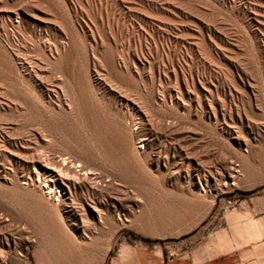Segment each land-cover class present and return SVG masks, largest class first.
<instances>
[{"label":"rangeland","instance_id":"374dc122","mask_svg":"<svg viewBox=\"0 0 264 264\" xmlns=\"http://www.w3.org/2000/svg\"><path fill=\"white\" fill-rule=\"evenodd\" d=\"M214 1L0 0V51L6 54L8 63L13 68L5 71L3 75L0 74V83L5 82L0 84L2 85L0 87L6 89V86L10 85L7 86L13 91L10 95L12 96V93H14L13 96L16 97H12L14 99L18 98L19 101H22V96L26 97V93L30 91L33 97L38 98L40 104L44 106L45 109H43L49 110V106L39 96V90L29 82L26 71L30 68L29 61L31 58L33 59L31 61L36 60V63L43 66L49 44L53 46L59 41L63 42L64 40L65 42L66 36L70 34L68 38L70 37L75 47L71 63L76 67L82 66L86 70L89 77L87 96L90 103L96 104L114 122H123L127 125L133 136L141 133L140 127L135 128L137 124L134 123L135 120H131L132 117L127 115L126 108L122 107L121 109L116 105L113 95L96 78L95 70L99 69L98 67L94 69L97 64L91 53L95 47L92 46L90 35L91 33L98 34L104 40L103 46H97L96 50L99 53L110 50L117 55V53L124 51L125 55L128 50L124 48V45L127 41L129 43L133 42L132 37L135 31H133L130 21L127 18L125 21L121 14L119 15V9L122 7L136 8L135 10L149 17L155 26L154 33L149 32L147 39L145 38L146 40L135 38L136 49L139 45L141 46L147 58L149 57V62H152V66L145 65L134 68L128 63V61L130 62L129 58L125 56L124 61L126 60L129 66H127V69L117 56L116 59L120 66L118 64L119 67H116L114 72L108 69H106L107 73L102 72L105 75L109 73L107 77L120 84V88L123 90L121 91L122 95L143 104L148 112L147 114H149V118L145 122L148 123L147 126L150 125L148 127L153 132V145L145 156L140 157L135 162L134 176L124 177L123 182L110 177L113 186L109 190H105L100 195H81L74 201L68 211H61V225L63 226H57V228L53 221L50 222L48 217L49 221L45 218L52 226L48 225L47 228L52 229L51 232L48 229L47 231L51 236L55 233V237H59L56 241L53 236L54 242H56L54 247L56 248L60 243L59 247H64H61L63 250H72V253H68L69 256L63 254V257L55 263L95 264L101 257L98 264H115L118 258H134L135 254L143 252L151 257L152 264H216L219 261L218 264H264V174L258 175L256 179L246 178L240 158L241 154H247L248 164L255 169H259L262 164L264 165V67H260L259 60L253 57V54L256 56L254 50L260 42L251 36V31L245 26L247 19L238 8L240 0H232L233 6H227V8L221 3V0ZM250 1L253 3L255 0ZM110 2L114 5H111ZM129 2L132 4H129ZM118 3L122 4V7ZM256 3L254 2V5L256 4L255 6L259 11L255 15L251 14L257 19L259 17L264 18V15L260 13L264 14V0H256ZM117 10L119 11L117 12ZM16 11L19 13L18 15ZM193 17L210 26L214 25L212 27L215 30L218 29L217 32L222 33L221 30H224L226 35L222 34L225 35L226 40L238 49L237 63L239 62V66H242L241 68L253 80V93L251 96L249 95V107L245 99L235 101L237 107L242 110V114L239 113L242 120L235 123L231 122L228 116L219 109L216 116L207 114L203 118L206 129L203 130L197 139L198 141H193L188 135V130H186V126L190 122L188 113L183 109L188 103L187 97L185 95L178 96L181 101L179 103L183 108H181L182 106H174L173 99L184 88L180 84L181 78H188L194 72V69L199 70L203 58L197 53H188V56H185L173 42L169 43L159 36L163 29L165 31L163 25L169 23L170 28L166 27V31L171 34L177 32L175 27L184 26L185 28L188 27L187 29H196L193 26L195 25ZM217 65L214 63L211 66L214 68L213 70L221 72L223 67ZM50 82L51 80H46L44 85L49 84L47 87L53 86ZM32 87L33 89H31ZM17 93L22 94L21 97ZM216 95L218 99L220 98L219 100L225 103L227 95L224 96L220 92H217ZM29 101L27 100L22 105L25 107L21 106L18 109L13 107V110L11 107L8 109L9 106L6 105L0 107V151L3 148H8V150L3 149L0 152V264H46L37 255L40 246L36 225H33V221L25 213H21L22 203L19 205V202L22 201L24 204L27 203L26 207L28 208L29 205L31 206V202H29L26 193L16 191L21 190L20 186L13 184V181L18 180L20 174L25 172L26 165L21 162L16 164V162L6 158L8 155H12L14 150V154L18 152L20 144L28 140V135L30 138V133H37L41 130L42 133L45 132V134L50 135L45 137L46 141H39L40 144L36 145L32 141L33 143L29 144V149L27 148L25 152L19 154L22 158H29L31 154L35 155L34 153L37 152L42 154L43 151L56 156L58 154H72L74 157L76 155V159H80L79 161L91 164L90 166L101 170V174L105 177L108 175V172L102 170L95 163L90 153L85 150L84 153L79 145L73 144V142H70L72 144L70 145L66 141V136H68V132L71 133L70 131L80 135L82 139L84 138V131L78 124L66 122L62 127L60 123L56 127L57 129H53L48 120L51 111H47V113L37 107L34 108V105L28 103ZM55 111H57L56 108L53 109V112ZM55 113L66 117L67 111L64 114L58 111ZM168 123L173 124L174 129L167 130ZM71 126L72 128H70ZM55 133L57 136L54 135ZM60 135H62L61 138ZM8 136L10 139L7 138ZM14 137L16 143L20 141L16 147L12 144V141L10 142L11 138L15 139ZM138 139L139 136L134 139L135 142ZM194 144L195 147L192 148ZM2 152L5 153L2 154ZM191 154L198 158L205 171L216 169L225 162L232 173H239L241 177V185H231L232 180L227 175L219 177L218 186L222 188L215 192L214 202L209 211L196 221L195 219L199 216V213L193 211L190 200L180 191L182 184L194 173V170H191L187 165V159ZM204 170L203 173L207 174ZM12 184L16 187H13ZM118 187L127 190L126 192L129 195L133 194L132 196L141 205L154 204V202L161 199L166 200L171 205L172 214L168 216L169 218H165L163 225L150 229H139L131 226L129 221L115 229H111L106 223L102 222L96 225H84L92 217L88 207L96 204L97 213L102 212L108 203L114 201L116 188ZM208 188L212 193L216 190V187H212L211 184L208 185ZM152 198L153 200H151ZM97 200H103V203L98 204ZM123 217L130 218L128 215ZM54 226L55 229H53ZM106 243L108 248L102 256L100 252H102ZM59 247L57 246L56 249L63 251ZM65 255L67 256L66 259L64 258ZM140 257L138 255L136 259L138 264L143 262Z\"/></svg>","mask_w":264,"mask_h":264},{"label":"bare ground","instance_id":"6f19581e","mask_svg":"<svg viewBox=\"0 0 264 264\" xmlns=\"http://www.w3.org/2000/svg\"><path fill=\"white\" fill-rule=\"evenodd\" d=\"M254 2L256 3V0ZM254 2L252 3L250 0H240L238 2V8H240V11L245 17V19H247V24L245 26L248 27L249 28L248 30L251 31L252 33L251 36L256 38V40L260 42V44L258 43L259 45L256 44L257 47L254 50L256 53V56L253 54V57H256L257 60H259V62L261 63L260 67H264V18L259 17L257 19V17L254 16L257 13V11H259L258 8L255 6L257 3L254 5ZM221 3H223V5L226 6V8L227 6L229 7L233 6L232 0H221ZM119 4L120 3H118V5ZM129 4H132V3L129 2ZM111 5H114V4L111 3ZM120 5L122 7V4ZM135 9L136 8H132V7H122L121 9H119L120 11L117 10V12L119 11L118 12L119 15L121 14L122 18L125 19V21L127 19L128 21H130L131 27L134 29L133 31H135L133 33L134 36L132 35L133 42L129 43L127 41L125 45L123 44L125 46L124 48H126L129 52L131 49L130 54L127 51L124 55V51H123L115 55V53H113L110 50H105L103 51V53L101 52L99 53L96 50L97 46L98 47L103 46L104 40L100 38L98 34L94 35V33H91V32H90L91 33L90 36L92 40L91 39L90 40L93 43L92 46L95 47V49H92L91 51L94 57V60L96 61V64H97V65L95 64L96 66L94 67V69L96 67H98L99 69V70H95L96 78L98 79V81L103 83L106 86V88L110 91V94L113 95L116 105L121 107V109L122 107L126 108L125 111L127 115L132 117L131 120H135L134 123L137 124L135 128L138 129V127H140L141 129L140 134L133 136L132 131L128 129L127 125H125L123 122H119V123L114 122L112 119H109L106 116L107 114L105 115L102 112L103 110L101 111L96 104L90 103L89 98L87 96L88 95L87 86H89V77L87 76L86 70L82 66L76 67L74 65L75 66L74 67L73 64L71 63V60H73V53L75 52L74 51L75 47L70 37L68 38L70 34L66 36L65 42L64 40L63 42L56 41L57 43L54 42L55 45L53 44V46L52 44L51 45L49 44V46L47 47L46 53H45V60H43L45 61V64L43 66H41V64L39 65V63H36V60L31 61L32 59L31 58L29 61L30 68L28 71H26L27 72L26 75L28 76L30 80L29 82L32 83L33 87L39 90L38 94L41 98H43L44 103L47 106H49L48 107L50 108L49 110L48 109L44 110L45 109L44 106L40 104V102L38 101V98H35V96L33 97L30 91L26 93L27 94L25 95L26 97L22 96V101H19L18 98H17L18 100L13 98V97H16L15 95L13 96L14 93H12L13 97L10 95L11 92L13 91H11L10 88H7L8 86L7 84H6L7 86L5 85L6 89L0 87V107H2L3 105H6V106H9L8 109H10V107L18 109L25 102H27V100L28 101L30 100L28 103H30L31 105H34L33 106L34 108L37 107L38 109L44 112L51 111V114L49 116L47 115L49 118L48 117L47 118L49 120L50 125L53 127V129H57L56 127H58L60 123L62 124V127L64 126L63 124L66 122L78 124V126H80L82 130L84 131V138L82 139L80 135L74 134L72 133V131H70L71 133L68 132V136H66V139H67L66 141H68L69 143L73 142V144L76 143L83 149V151L85 150L86 152L90 153L91 157H93L92 159L95 160V163H97V165L102 170H105L106 172H108L107 177H105V175L101 174V170L96 169V167L94 168L90 166L91 164H86V163H83L82 161H79L80 159L79 160L76 159V155L74 157V155L72 154L71 155L58 154L56 156V155H50L48 153H44L46 151L41 150L43 151L42 154L41 153L38 154L37 152V153H34L35 155L31 154L30 156L29 154L25 153L29 155L30 157L29 158L27 157L26 159L22 158L19 154L21 152H25L27 148L29 147V144L34 142L37 145V144H40L39 141L41 140L46 141L45 137H48L50 134H45V132L42 133L43 131L41 132V130L40 132H37L38 130L35 131L37 133H34V132L30 133L31 134L30 138L28 135L27 137L28 140L25 139L26 141L20 144V148L18 152L14 154L15 153V150H14L12 155H8V157H6L8 158V160L16 162V164L18 162H21L26 165V167L24 166L26 168L25 172L23 173L21 171L23 174L21 173L20 174L21 176L19 177V179L16 181H13V184L20 186L21 190H16V191L26 193L27 197L29 198V202H31L30 203L31 206L29 205L28 208L26 207L27 203L24 204L22 201L19 202V205L22 203L20 207L21 213L22 212L25 213V215H27V217H29V219L33 221V225H36V228H37L36 230H38L37 233H39L38 238H39V246H40V250L37 252V255L39 259L45 262L46 264H57L55 262L59 261L63 257L62 256L63 254L68 255V253H72V250H65V249L63 250L62 248L64 247L62 246H61L62 248L59 247L60 243H58L59 245L57 246L61 248L63 251L57 250L56 249L57 246L56 248L54 247L56 242H54L53 236L55 237L54 235L55 233L53 232L54 234H52L51 236L50 233L48 232L52 229L51 228L52 226L50 225L51 223H48L49 219H50V222L53 221L56 224V227L63 226L61 225V220H62L61 215H60L61 211H68L70 207H72V204L74 203V201L77 200L81 195H93V194L100 195L103 192H105V190L107 189L109 190V188L113 186L110 180L111 178L122 181L124 177L134 176V173H135L134 170L136 166L135 162H137V160H139L140 157L145 156L147 152L149 151V148H151V146L153 145V141H154L153 132L151 128L148 127L150 125L147 126L148 123L145 122L147 118H149L148 117L149 114H147L148 112L144 108L143 104H140V102H137L134 99L132 100L131 98L129 99L125 97L126 95L125 96L122 95L121 91L123 90H121L120 84H117L118 82L115 83L116 81L107 77L109 76V73L106 75L102 73V72H106V69L114 72L116 67L120 66L119 62H117V59H116L117 56L119 58V61L120 62L122 61V64L127 69L129 67L128 63H130L134 68L143 67L145 65L152 66L151 64L152 62L151 63L149 62L148 60L149 57L147 58V56L145 55V52L142 51L141 46L139 45L138 49H136V39L135 38H138L139 40L145 39L148 36L147 34L149 32L154 31L155 26L152 24L149 17L143 15L142 13L138 12ZM16 13L14 12V14ZM183 13L185 14L184 11ZM251 13L254 15H252ZM260 13L264 15L262 12ZM18 14L19 13H17V15ZM192 19L194 20V24H195L193 26H195L196 29L195 28L187 29L188 27L185 28L184 26L175 27L177 28L176 29L177 32L175 34H171L169 31H166V27H169V24H170L169 23L167 25H163V27H165V31L163 29L164 32L162 31L161 35L159 36H161L160 38L164 39L165 41L169 43L173 42L176 46L179 47V49L182 51V53L185 56H188V53L189 54L197 53L199 54V56L200 55L202 56L201 58H203V60L200 59L201 68H199V70L194 69L195 73L193 72L190 74V76L188 75L189 76L188 78H183L181 76L182 78H181L180 84H182L184 88L182 86L183 90L179 91L178 94L173 99L174 106L181 107L182 105L181 103H179L181 101L178 99V96L185 95L187 97V101H188L187 105L184 108L183 106L181 107L186 111V113H188L189 118H190V122L186 126L187 128L186 130H188L189 132L188 135L193 141H198L197 139L200 137L203 130L206 129L203 124L204 123L203 118L205 115L207 116V114L216 116L217 110L219 109L222 111V113L228 116L231 122L235 123V122H240L242 120L239 115V113L242 114V110H240L237 107V104H235V101L238 99L240 100L245 99L247 106L249 107V101H250L249 95L251 96V94L253 93L252 92V89H253L252 81L253 80H251L252 77L250 78L249 75L246 73V71L243 68H241L242 66L241 67L239 66L238 64L239 62L237 63L236 58H237L238 49L236 48V46H234L233 44L229 43L228 40H226V37H225L226 34L224 33V30H221L222 28L220 29L222 33H224L225 35L222 34L221 32H217L218 29L215 30L214 27H212L214 25L210 26L196 17H193ZM242 39L240 40L242 41ZM125 56L126 58H129L130 62L128 60H127L128 63L126 62V60L124 61ZM214 63L215 65L218 64L223 67L221 68L223 69L222 70L223 73H221L222 72L221 69H220L221 72H217L218 70L217 71L213 70L214 68L211 65ZM9 69H13V68L10 65V63H8L6 54L3 51H0V74L3 75L4 72L9 71ZM46 80H51L52 83L50 82V84H52L53 86L47 87L49 84L47 86L44 85V82ZM3 83L5 82H2L0 84H3ZM33 87L31 89H33ZM217 92L218 93L220 92L224 96L227 95L225 103L219 100L220 98L219 99L217 98L218 97L216 95ZM22 93H25V92H22ZM22 107H25V106H22ZM55 108L58 112H61L63 114L65 113V111H67L66 117L65 116L62 117V114L61 116H59L60 115L59 113H55L57 111L53 112V109ZM72 126L70 128H72ZM166 129L172 130L174 129V125L169 124L166 127ZM56 133L54 135H56ZM169 133L171 132L169 131ZM138 136H139V139L138 141L135 142L134 139L137 138ZM59 137L61 138L62 135H60ZM7 138H9V136ZM14 140H16V138L15 139L11 138L10 142L12 141V144L15 145L16 147L17 143H19L20 141L16 143ZM70 145L72 144L70 143ZM194 147H195V144L193 145L192 148ZM6 149L8 150V148ZM77 152L75 153L77 154ZM3 153L5 152H2V154ZM240 158L242 161V167L245 170L246 178L256 179L258 175L264 174L263 164L260 166L259 169H255L248 164L247 154H241ZM187 161H188L187 165L189 166L191 170L192 169L194 170V173H192L191 177L182 184V186L180 187V191L187 197V199L190 200L191 208L193 209V211L199 213V216L195 219L196 221L198 218L205 215L209 211V209L211 208L214 202L215 192L219 190L220 188H222L218 186L219 177L221 178V176L227 175L232 180L230 183L231 185H241V180H240L241 177L239 173L238 174L232 173L230 168L226 165L225 162L222 163L216 169H208V171H205L203 169V165L198 160V158H196L195 155L191 154L188 157ZM203 170L207 174L203 173ZM209 184H211L212 187L213 186L216 187V190H214L213 193L208 188ZM13 187H16V186H13ZM13 187L11 188L13 189ZM126 191L122 189L121 187L116 188V195H115L114 201H111L110 203H108V205L105 207L104 210H102V212L97 213L98 209H96V204L88 207L92 214V217L90 221L87 220V222H85L84 225L86 226L96 225L102 222V223H106L111 229H115L119 225H122V224L124 225L125 222L129 221L130 222L129 225L131 226L137 227L139 229H150L153 227L155 228L157 226L163 225L165 218H167L168 216L172 214L171 205L166 200L161 199L160 201L158 200L157 202H154V204L151 203L148 205L146 204L141 205L138 203L137 199L134 196H132L133 194L129 195V193L127 194ZM151 200H153V198ZM97 201H98L97 202L98 204L103 203V200L102 201L97 200ZM120 214H122L123 216L128 215V217L130 218L126 219V217H123ZM45 218L48 219V221L45 220ZM48 225L51 226L50 227L51 229L47 228ZM53 229H55V226ZM56 237L55 239L56 241H58L57 239L59 237L58 238ZM107 248H108V244L106 243L105 247L102 249V252H100L102 256L105 254ZM66 255L64 257L65 259L67 257ZM100 259H98L95 262V264H98Z\"/></svg>","mask_w":264,"mask_h":264},{"label":"crops","instance_id":"0c3cea01","mask_svg":"<svg viewBox=\"0 0 264 264\" xmlns=\"http://www.w3.org/2000/svg\"><path fill=\"white\" fill-rule=\"evenodd\" d=\"M141 256L140 258L142 259V264H152L151 257L148 256L146 253L140 252V254H135L134 258H118L117 261H115V264L121 263V264H138L136 262L137 257ZM157 256H161L159 254H156ZM131 259V260H130ZM217 260V258H215ZM220 262V261H219ZM219 262H216L218 264Z\"/></svg>","mask_w":264,"mask_h":264}]
</instances>
